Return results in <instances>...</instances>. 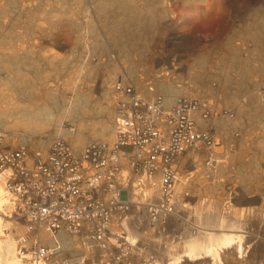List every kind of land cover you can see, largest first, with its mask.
I'll return each mask as SVG.
<instances>
[{"label":"rangeland","instance_id":"rangeland-1","mask_svg":"<svg viewBox=\"0 0 264 264\" xmlns=\"http://www.w3.org/2000/svg\"><path fill=\"white\" fill-rule=\"evenodd\" d=\"M121 79L153 85L150 99L203 95L233 112L214 120L217 145L184 155L185 234H155L160 244L224 218L250 240L244 264H264V0H0V89L13 97L0 102V129L11 143L34 154L57 135L78 149L113 141ZM0 215L10 220L0 239L11 233L19 247L24 218L12 207ZM66 236L60 253L73 256L78 241Z\"/></svg>","mask_w":264,"mask_h":264},{"label":"built area","instance_id":"built-area-1","mask_svg":"<svg viewBox=\"0 0 264 264\" xmlns=\"http://www.w3.org/2000/svg\"><path fill=\"white\" fill-rule=\"evenodd\" d=\"M115 90L111 142L90 140L78 149L57 135L46 151L32 154L0 129V170H7L12 208L26 225L18 251L30 253L31 262L171 264L133 231L181 238L189 194L177 188L184 155L217 145L214 120L233 112L203 95H178L171 104L160 95L150 99L153 85L141 89L122 79ZM63 235L76 237L77 254H59Z\"/></svg>","mask_w":264,"mask_h":264},{"label":"bare ground","instance_id":"bare-ground-1","mask_svg":"<svg viewBox=\"0 0 264 264\" xmlns=\"http://www.w3.org/2000/svg\"><path fill=\"white\" fill-rule=\"evenodd\" d=\"M181 35L182 33L177 32L173 34V37L178 38ZM198 37V33L193 34L194 40ZM165 60L168 61L169 58H166ZM4 88L0 89V102L6 103L11 101L13 97H6L3 93ZM34 97L35 98L33 99L30 98V102L35 101L38 103L40 100H42V102L45 101V99L41 96ZM71 139V141L75 142L74 137H71ZM6 175L7 170H0V212H3L4 209L8 207H12L13 204L12 194L6 188ZM5 221L6 223H4L3 217L0 215V231H2L3 225H10V220ZM213 221L214 220L207 216V219L205 220L207 228L204 227L202 230L200 228H196L197 225H195V230H190L188 233L189 237L185 238L183 242L178 241V243L175 244H172L171 242L160 244L162 241L159 237H156L153 232L154 230L151 228H148L144 233L138 232L137 230L133 232L135 235H144L145 240L153 239L154 247H156L160 252H165L167 254V259L171 264H224L223 254L226 253V250H228L227 254H229L232 264H244V255H246V251L248 250L246 246H250V244L247 243L250 242V240L246 239V234L243 232L244 230L239 228L240 224L238 221L226 222L224 218H218L216 224H211ZM3 233H5L6 237L4 239H0V264H37L35 262H31L30 253L22 255L19 253L17 239L13 234L6 233L4 231ZM45 237H47V234H44L42 239ZM65 237L67 236H61V242H63ZM48 241L50 244L52 243V240ZM49 243L44 241V244ZM50 248L52 249V247ZM59 254L61 255L60 252ZM39 264L45 263L44 261H39Z\"/></svg>","mask_w":264,"mask_h":264},{"label":"crops","instance_id":"crops-1","mask_svg":"<svg viewBox=\"0 0 264 264\" xmlns=\"http://www.w3.org/2000/svg\"><path fill=\"white\" fill-rule=\"evenodd\" d=\"M67 240L63 239V247H64V250L68 248V245H67ZM75 246H78V244L76 243ZM67 252V251H65ZM77 252H79V249H77ZM71 255V253H69Z\"/></svg>","mask_w":264,"mask_h":264}]
</instances>
